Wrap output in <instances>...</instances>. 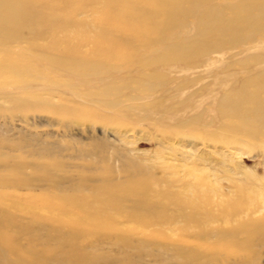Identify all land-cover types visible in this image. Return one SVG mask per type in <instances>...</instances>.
<instances>
[{"label": "rangeland", "instance_id": "rangeland-1", "mask_svg": "<svg viewBox=\"0 0 264 264\" xmlns=\"http://www.w3.org/2000/svg\"><path fill=\"white\" fill-rule=\"evenodd\" d=\"M85 4L75 10V24L8 40L12 59L0 52V59L7 56L30 64L34 71L20 78L0 75V215L3 205L11 206L13 213L19 212L16 205L24 212L31 205L40 216H73L59 214L62 196L96 206L101 218L95 221L102 222L104 212L113 215L119 232L83 234L73 240L61 228H43L22 216L28 233L20 238L26 235L40 242L52 238L48 247L60 250L55 264H80L78 259L82 264H264V234L259 235L264 226L245 233L238 224L264 219V131L251 135L238 130L237 117L226 118L219 111L223 98L264 71L263 28L254 23L244 26L242 32H252L251 37L234 45L227 43L228 37L207 33L203 36L211 45L223 42L207 54H197L192 62L162 60L125 69L97 62L101 73L83 76L82 67L71 71L60 65V56L49 45L66 47L67 35L97 38L99 28L92 19L101 6L91 10ZM72 7L75 4L62 7L60 14ZM232 9L223 5L220 13L228 18ZM67 17L53 22L63 23L71 16ZM206 27L190 24L176 32L179 38H194V28ZM27 42L39 48L27 47ZM80 45L81 50L92 48L88 41ZM79 60L72 62L77 66ZM108 85L111 93L86 95ZM136 169L154 182L157 200L152 212L129 202L111 208L91 197L94 187L106 180L126 184ZM45 198L51 199L54 209L43 204ZM192 209L199 213L195 218ZM59 238L67 240L62 248ZM241 243H249L250 255ZM174 244L184 251L178 252Z\"/></svg>", "mask_w": 264, "mask_h": 264}, {"label": "bare ground", "instance_id": "bare-ground-1", "mask_svg": "<svg viewBox=\"0 0 264 264\" xmlns=\"http://www.w3.org/2000/svg\"><path fill=\"white\" fill-rule=\"evenodd\" d=\"M72 4H75V7L66 8L67 10L65 12L63 11L64 14H60V12L64 10L62 7ZM83 4L90 7L91 10L96 4H100L101 6L100 14L92 19L99 28L97 38H87L88 35H81L79 39L76 37H74L76 38L74 39L67 35L65 38L66 47L58 48L56 42L49 45V50L55 51L56 54L60 56V65L69 66L71 71L76 70L77 67H82L83 71H81V73L85 72L84 74L82 73L83 76L88 74L86 72H92V74L96 75L101 73L98 69L97 62L112 63V66H119L120 69L137 65L143 68L146 64L157 65L162 60L192 62L195 57H197V54H207L210 50L220 47L221 42H223V40L221 41L219 39V42L217 41L214 45H211L203 36L207 33H216L219 34V36L228 37L226 39V41L228 40L227 43L234 45L239 42H247L251 37L252 32L243 33L241 30L246 25L252 23L260 25L264 32V0H0V52L8 56L10 54L9 52L12 51H10V48L7 46L8 40H25L23 38L27 32H31L33 36H38L43 34L45 30L61 29L72 21V23H74L76 21L73 19V16L76 15L74 12L75 10L78 11L77 7L81 8ZM223 5L233 8V12L228 18L223 17L220 13ZM67 15L71 16L68 19L69 21L67 20L63 23L53 22L55 18H61V16H64L61 18L64 20ZM33 21H37L39 24L33 26L30 24ZM190 24L197 25V27L207 25V27L204 29L197 28V30L194 28L196 33L194 38H179L176 32L177 29L189 27ZM187 31L189 32L190 30L187 29ZM87 41L91 43L92 48L90 51L81 50L82 46L80 44ZM18 42L19 41L16 43L17 45L19 44ZM29 44L30 42H27V47ZM30 45L32 46L34 43L31 42ZM37 48L39 47H36V49ZM247 51L250 52L249 50ZM152 54H155L157 57L155 56L154 59L148 57ZM7 56L0 59V75L5 72L10 76L20 78L23 73L33 71V67H31L30 64L26 65L25 63L22 64L12 61L10 60L12 59L11 55H9L10 59H8ZM250 56L251 55H249V57ZM74 58L80 59L79 61L81 62L79 65L76 66V63L72 62ZM255 60L259 61L260 59L255 58ZM49 61L52 62L53 60ZM125 80H127V78ZM87 89H89V87H87ZM112 91V87L108 85L102 86L93 93L91 90H88L86 95L102 97V94L111 93ZM219 108L222 116L226 118H230L231 116L237 117V124L235 126L238 130L244 129L249 131L251 135H255L257 131L263 132L264 71L257 72L254 76H251L250 79H247L244 84L231 91L228 96L220 101ZM46 168H48V165ZM177 170L179 171V168H177ZM135 172L136 174H130V176H128L126 184L117 185L112 184L110 180H106V182L99 185V187H94L91 197L96 200L97 203H104L111 208L119 207L122 203L129 202L136 203L137 206L144 208L149 213L152 212L155 199H153L154 195L152 194L155 187L154 182L152 178L148 177L142 170L136 169ZM84 196L79 194V197L84 198ZM71 198L72 197L62 196L63 204H59L60 207L58 206L59 214L61 215L75 213L73 216L71 215L67 218L62 216L55 218L48 215H46V217L40 216L34 213V211L32 212L31 205H27L24 209L25 212L19 205H16L19 212L13 213L10 208L11 206L3 205L2 214L0 215L1 263L55 264L60 259V250H52L47 245L52 238L42 242H40V239L29 236L26 237V235L24 238H20L22 234L28 233L26 232L28 225H23L21 223L22 216L36 221V224H39L43 228L48 226L52 228H61L64 230L65 236L70 240L83 234L106 233L107 230L115 231V229H119L117 226L114 227L117 221L110 213L104 212L102 222L95 221L94 218H101L96 206L85 205L83 202H79L82 201L80 198V200L76 199L79 201L72 202L70 201ZM203 198L204 197H202V199ZM45 200L46 202H43L45 206L52 209L55 208H53L54 205H52L51 199L47 200L45 198ZM180 201L183 203L185 200L181 199ZM66 202L68 205H66ZM204 203H207V201H204ZM204 203L203 206H205ZM197 204L199 203L197 202ZM201 205L202 203L200 206ZM189 206L191 207V202ZM192 206H195V203ZM184 207L186 206L184 205ZM201 207L199 209L204 208ZM183 210H185V208ZM192 210L194 211V209ZM235 211L233 212L235 213ZM199 212L202 213L203 211ZM190 213L191 210L187 212L188 215ZM197 214L199 213H195L194 211L191 218H195ZM194 221L196 222V220ZM238 224L240 229L248 233L252 227L258 226L260 230L264 226V219L261 221L257 219L240 221ZM262 234H264V231L259 234L260 237H262ZM150 236L155 238L161 237V235L152 234ZM164 238L171 240L170 237ZM64 240L67 241L66 238H59L57 240V244L60 248L65 245L66 242ZM248 244L249 243H241L240 245H243L247 251L249 249ZM174 245L178 252L184 251L181 249L182 246L177 244ZM5 252H9L10 257L7 258ZM249 252L251 251H247L248 255H250ZM261 257L264 256L262 255ZM76 261L80 264L83 263L81 259ZM248 264H250V262Z\"/></svg>", "mask_w": 264, "mask_h": 264}]
</instances>
